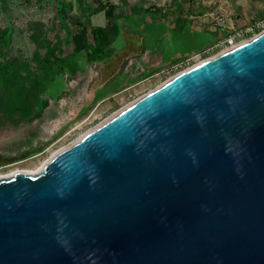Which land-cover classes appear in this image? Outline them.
Listing matches in <instances>:
<instances>
[{"label":"water","instance_id":"water-1","mask_svg":"<svg viewBox=\"0 0 264 264\" xmlns=\"http://www.w3.org/2000/svg\"><path fill=\"white\" fill-rule=\"evenodd\" d=\"M0 264H264V29L0 177Z\"/></svg>","mask_w":264,"mask_h":264},{"label":"rangeland","instance_id":"rangeland-1","mask_svg":"<svg viewBox=\"0 0 264 264\" xmlns=\"http://www.w3.org/2000/svg\"><path fill=\"white\" fill-rule=\"evenodd\" d=\"M58 1L0 0V32L5 26L10 29L7 58L28 60L33 67L32 35L42 30L45 34L40 39L42 48L46 43L57 50L66 43L64 39L71 34L72 22L56 14ZM67 1L73 5L70 10L66 5L69 16H82L90 26L105 24L103 11L88 15L84 9L85 3L89 5L96 0ZM99 1L113 4L119 17H126L134 6L158 11L153 17L141 16L142 23L153 19L159 23V29L152 27L149 31L148 41L154 50L142 49L132 55L139 40L135 35L125 38L120 34L113 43L117 55L107 66H88L73 75L64 74L60 87L52 90L49 105L40 116L15 129L0 130V153L13 158L0 164V177L17 171L35 172L57 151L138 97L176 73L229 48L230 37L238 44L264 29V0ZM203 31L213 32L207 43H203L206 41ZM14 72L12 80L27 73L21 67Z\"/></svg>","mask_w":264,"mask_h":264},{"label":"trees","instance_id":"trees-1","mask_svg":"<svg viewBox=\"0 0 264 264\" xmlns=\"http://www.w3.org/2000/svg\"><path fill=\"white\" fill-rule=\"evenodd\" d=\"M66 5L69 10L73 8L71 1L59 0L55 4V10L58 16L68 18L72 22L69 38L64 39L65 44H60L57 50H53L50 44L46 43L42 48L40 39L45 38L43 30L33 34L35 49L30 58L33 67L28 64V60L7 58L6 40L10 29L5 26L0 32V130L15 129L21 123L40 116L49 105L52 90L60 87L64 74L73 75L88 66L106 65L117 55L118 51L113 43L118 35H125V38L136 36L140 43L131 51L133 54L142 48L154 50L148 41L149 31L152 27L158 28L159 23L154 19L142 23L141 16L153 17L158 11L152 12L148 8L134 6L126 17H119L113 4H103L96 0V3L89 5L85 3L84 9L88 15L103 11L106 20L104 25L90 26L83 21L82 16H69ZM167 21L169 20L166 18L165 23ZM202 33L206 40L203 43L209 42L213 32ZM128 44L129 41L126 42V45ZM19 67L24 68L27 73L21 75L19 80H12L14 71Z\"/></svg>","mask_w":264,"mask_h":264},{"label":"flooded vegetation","instance_id":"flooded-vegetation-1","mask_svg":"<svg viewBox=\"0 0 264 264\" xmlns=\"http://www.w3.org/2000/svg\"><path fill=\"white\" fill-rule=\"evenodd\" d=\"M10 157L11 156H9V155H6V154L3 155L0 153V164L8 162L9 159H13Z\"/></svg>","mask_w":264,"mask_h":264},{"label":"built area","instance_id":"built-area-1","mask_svg":"<svg viewBox=\"0 0 264 264\" xmlns=\"http://www.w3.org/2000/svg\"><path fill=\"white\" fill-rule=\"evenodd\" d=\"M233 36H234V35H233ZM233 42H234V41H233V37H230V38L227 40V43L229 44L230 47L236 45V44H234Z\"/></svg>","mask_w":264,"mask_h":264},{"label":"crops","instance_id":"crops-1","mask_svg":"<svg viewBox=\"0 0 264 264\" xmlns=\"http://www.w3.org/2000/svg\"><path fill=\"white\" fill-rule=\"evenodd\" d=\"M142 49H144V50H146V51H149L148 49H145V48H142ZM141 49V50H142ZM141 50H139V52L141 51ZM138 53V52H137ZM132 55H135V54H132ZM125 59V58H124ZM106 66H107V63H106Z\"/></svg>","mask_w":264,"mask_h":264},{"label":"bare ground","instance_id":"bare-ground-1","mask_svg":"<svg viewBox=\"0 0 264 264\" xmlns=\"http://www.w3.org/2000/svg\"><path fill=\"white\" fill-rule=\"evenodd\" d=\"M38 170H40V168L38 169ZM38 170H36L35 172H37ZM35 172H32V173H35ZM15 173V172H14ZM13 174V173H12ZM11 175V174H10ZM9 176V175H8Z\"/></svg>","mask_w":264,"mask_h":264}]
</instances>
